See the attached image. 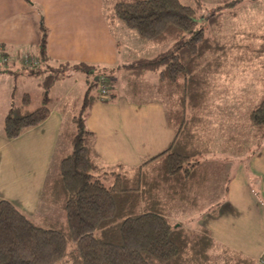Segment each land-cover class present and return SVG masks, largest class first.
I'll return each instance as SVG.
<instances>
[{
  "label": "trees",
  "instance_id": "16d2710c",
  "mask_svg": "<svg viewBox=\"0 0 264 264\" xmlns=\"http://www.w3.org/2000/svg\"><path fill=\"white\" fill-rule=\"evenodd\" d=\"M235 5L236 1H223L210 9L202 0H194L193 5L182 0H116L106 10L108 24L120 20L146 41L172 40V44L152 58H136L115 68L83 62L51 65L49 29L42 17L38 55L28 58L32 65L25 58L22 69L28 75L43 76L44 100L34 108L26 93L20 105L12 103L4 120L5 136L17 138L48 119V93L56 81L82 71L88 74V88L80 113L61 131L71 150L57 161L43 189L45 201L62 208L65 220L44 216L37 223L13 202L0 199V264H255L256 259L218 243L209 229L176 224L169 216L175 202L200 206L213 175L209 160L203 157L230 153L223 163L235 157L236 168L264 148V96L220 149L209 126L212 94L217 81L232 73L233 60L258 65L264 73V31L231 37L216 34L223 29V7L234 10ZM117 67L129 71L136 81L147 71L155 72L158 92H175L167 104L174 139L163 151L131 168L121 163L105 167L97 160L95 133L85 121L86 112L98 100L92 93L99 85L98 77L104 75L113 82ZM2 71L11 72L9 68ZM133 88L138 90L136 82ZM251 144L259 147L253 150ZM227 181L226 193L231 178ZM219 208L217 203L211 213ZM216 251L221 258L214 255Z\"/></svg>",
  "mask_w": 264,
  "mask_h": 264
},
{
  "label": "crops",
  "instance_id": "0c3cea01",
  "mask_svg": "<svg viewBox=\"0 0 264 264\" xmlns=\"http://www.w3.org/2000/svg\"><path fill=\"white\" fill-rule=\"evenodd\" d=\"M108 7H105L104 0H33V4L26 0H0V56L7 55L14 60L12 65L20 66L15 70L9 68L11 72L5 71L11 77L8 86L10 107L12 103L20 105L15 101L18 81L40 77L23 72L22 60L28 53L38 55L42 17L49 29L47 51L51 65L83 62L113 68L130 61L120 60L121 45H125L129 37L126 26L120 20L113 25L108 24L105 17ZM145 76L151 80L154 76L159 83L157 73L147 71ZM71 78L76 82L84 81L88 86V74L82 71L56 81L48 93L49 102L54 100V109L48 102L50 116L42 124L14 139L3 136L5 134L0 127V199L13 202L28 216L27 212H32L43 197L45 182L57 161L64 156L60 154L65 152L66 155L70 151L69 144L61 137L63 126L72 118L68 113L70 101L60 97V88L56 85ZM116 79L113 78L114 98L95 101L85 121L95 133L93 151L97 160L105 167L121 163L131 168L163 151L174 139L175 130L169 125L168 111L157 96L117 105L114 102L118 94ZM42 80L36 82L40 87ZM41 89L43 103L44 90ZM131 92L137 96L140 90L132 88ZM26 93L32 97L31 92L25 91L22 99ZM94 95L97 96V91ZM80 99L78 96L73 104ZM107 105H111L110 110L114 113V127L109 133L110 138L107 136L105 140L106 136L99 130L103 121L92 111L95 107L103 110ZM138 114L143 116L141 121L137 127L128 129L125 123L137 118ZM141 156L144 160L137 163ZM240 164L242 166L235 168L226 197L219 202L218 212L213 214L209 209L203 213L200 226L209 229L218 243L258 259L264 255V148L247 164Z\"/></svg>",
  "mask_w": 264,
  "mask_h": 264
},
{
  "label": "rangeland",
  "instance_id": "374dc122",
  "mask_svg": "<svg viewBox=\"0 0 264 264\" xmlns=\"http://www.w3.org/2000/svg\"><path fill=\"white\" fill-rule=\"evenodd\" d=\"M115 1L116 0H104V5L105 7L111 6ZM182 1L185 4H194V0ZM223 1H236V5L233 8L234 10L223 7V29L221 32L216 33L218 36L231 37L234 35V33L239 32L254 30L259 32L264 31V0H202L205 6L210 9L218 6V4L222 5ZM230 11H233L234 14L230 13ZM114 30L118 33V28L116 26H114ZM126 30L129 34V37H127L128 42L126 41V44H122L120 48V60L124 62L141 57L152 58L159 53L166 51L172 44V40H168L163 43L149 42L142 39L136 31L127 27ZM237 36H239L237 37L238 39L242 38V34ZM244 42L251 45L259 43V41L255 40H244ZM129 48L132 49L130 51L131 53L128 54V51L130 50ZM4 57H8V59L10 58L7 55L0 56L1 69L10 68L15 70L17 67H20L16 64L12 65L14 61L13 59H11L13 61L10 62L4 61ZM26 57H28L30 60H33L36 56L28 53V55L23 57L22 65ZM125 57L127 58L125 59ZM26 64L32 65L33 63L27 60ZM122 64L123 63L119 65ZM2 72L3 75L0 77V127L2 128L1 131L3 132L4 120L8 113L11 101L8 90L11 77L5 73V71ZM231 72L232 73L229 76H222L217 81L211 98L209 126L211 127V134L215 141V147L218 149L221 148L226 136L237 131L241 124L246 121L248 113L251 110L253 104L256 103L259 98L264 96V73L261 72V70L258 68V65L247 66L243 63L233 60ZM115 77L117 78L116 80H118V94L117 98L114 100L117 105H128V103H133L131 101H143L144 99H151L157 96L162 100L167 109V104L171 99L170 97H175V92L173 90H164L162 93L158 92L159 83H157V79L154 80V76L151 80L150 77H144L143 75L142 78L136 81L135 76L130 74L129 71L117 67L113 78L115 79ZM42 78L43 76L31 77L26 81H18V94L16 95L15 99L16 103L21 104L23 100V93L28 91L31 92L33 97V107L41 105L42 89L36 82L37 80L40 81ZM75 80L76 79L74 78L65 79L64 81L62 80L57 82L56 85L58 88H60V97L63 98L64 101H70L68 113L71 114L72 117L80 113L82 99L84 98L85 92L88 88L84 81L76 82ZM134 82H136L137 88L140 90V93L137 94V96L131 92ZM55 88L53 90H56ZM96 91H99V86L94 88L92 93L95 94ZM78 96H81L80 101H77L76 104H73L74 100ZM111 99L107 101H110ZM54 105V100H51V102H49L50 108L54 109ZM110 106L111 105H107L103 110L98 109L99 107H95L92 111V114L99 117V119L103 121L101 122V127L99 130L103 131V134L106 136L105 140H107V136L110 138L109 133H111V130H113L114 127V113L113 110H110ZM90 111L91 110H88L86 112V117L89 115ZM142 117L143 116L141 114H138L137 118L133 119L132 121H127L125 123L128 124L127 128L133 129L137 127V124H139V121H141L140 119H142ZM126 120L127 118L125 121ZM148 132H152V130H148ZM64 144L68 145L67 143ZM68 147L69 150H71L69 145ZM250 147H252L254 150L259 146L251 144ZM229 154L230 153L222 154L219 151L217 155L212 154L202 158V160H209L210 166L213 169V175L211 177V181L207 185L206 194L201 199L200 206L198 208H194L186 204L181 205V203L177 202L172 204L171 208L169 209V216L173 223L183 224L196 229L200 226V219L202 218L203 213H206L208 212L207 210L214 208L217 203L226 197L225 189L226 185L228 184L227 179L233 177L235 173V165L237 164V159H234L235 157H231L229 161L223 163V158ZM63 155H65V152L60 154L61 157ZM142 157L143 156H141V158ZM141 158L137 159V163H141L144 160V158ZM221 164H224L223 169ZM237 166H242V164H238ZM27 213L29 214V217L37 223H42L41 218L43 216H48L59 220H65L66 217L62 208L47 203L43 197L40 198L34 210ZM214 255L221 258L222 253L216 251L214 252ZM257 261L258 259H256L255 264H257ZM215 264L223 263L217 261Z\"/></svg>",
  "mask_w": 264,
  "mask_h": 264
},
{
  "label": "built area",
  "instance_id": "2783aa9c",
  "mask_svg": "<svg viewBox=\"0 0 264 264\" xmlns=\"http://www.w3.org/2000/svg\"><path fill=\"white\" fill-rule=\"evenodd\" d=\"M28 60V57H26V62ZM4 61H13L11 58L8 59V57H4ZM99 81V91H97V98L101 101H107L113 97L115 87L113 85V82L109 79H107L104 75L98 77ZM257 264H264V255H262L260 258H258Z\"/></svg>",
  "mask_w": 264,
  "mask_h": 264
}]
</instances>
